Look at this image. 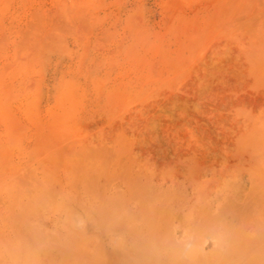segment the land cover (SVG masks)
Segmentation results:
<instances>
[{"label": "rangeland", "instance_id": "1", "mask_svg": "<svg viewBox=\"0 0 264 264\" xmlns=\"http://www.w3.org/2000/svg\"><path fill=\"white\" fill-rule=\"evenodd\" d=\"M0 264H264V0H0Z\"/></svg>", "mask_w": 264, "mask_h": 264}]
</instances>
